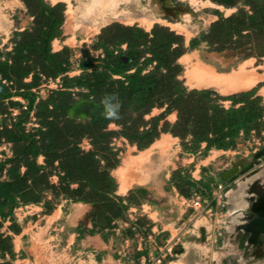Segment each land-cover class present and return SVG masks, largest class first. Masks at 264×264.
Wrapping results in <instances>:
<instances>
[{
	"label": "trees",
	"instance_id": "1",
	"mask_svg": "<svg viewBox=\"0 0 264 264\" xmlns=\"http://www.w3.org/2000/svg\"><path fill=\"white\" fill-rule=\"evenodd\" d=\"M23 1L28 8H37L33 14L39 16L38 26L21 31L24 40L12 51L0 50V106L6 99L22 106L14 96L28 101L27 108L17 114L14 122H3L0 128V141L12 142L14 149L11 157L0 160V213L4 218L12 214L20 201L39 202L47 191L52 192L54 199L63 196L98 201L114 215L122 214L129 205L117 202V182L111 175V169L120 161L116 138L125 137L141 148L152 143L161 131L168 130L180 137L185 150L195 152L204 142L205 151L212 147L229 148L241 131L248 133L253 127L264 126V104L255 88L222 96L210 88L190 89L180 78L183 65L178 62L188 48L202 42L209 50L243 49L242 56H264V0H248L249 8L243 6L230 16L220 15L207 31L193 37L189 46L182 34L160 23H155L150 31L121 22L104 26L98 35L103 40V49L106 51L107 40L119 47L125 44L126 49L121 47L118 55L109 53L114 56L116 66L109 63L100 67L88 60L84 62L82 57L84 72L92 70L93 75V79H85L87 92L74 90L76 78L67 73L70 49L52 48V40L63 33L65 3ZM143 47L148 48L147 55L143 61L131 65L133 54ZM123 54L127 61L121 58ZM150 64L154 66L147 70ZM58 77L61 85L51 89L46 98L35 100L33 88L45 79ZM79 93L95 98L102 107L104 96L114 94L120 103V119L110 120L104 111L86 121L72 117L69 110ZM221 100H230L231 104L226 106ZM157 106L165 109L147 118ZM33 109L40 125L27 130L25 123ZM173 110L177 111L176 121L165 120L160 126L161 120ZM112 122L118 127L110 128ZM85 139L89 148L83 146ZM40 154L44 155V163L37 161ZM7 166L8 177L2 178ZM23 167L25 170L21 171ZM178 173L193 191L199 186L207 191L202 181L193 180L179 170ZM54 174L58 176L57 183L50 179ZM189 190L182 188L186 195L191 194ZM6 207L8 212L4 211ZM2 223L0 259L9 264L16 254L12 236L1 231ZM10 228L18 230L12 225Z\"/></svg>",
	"mask_w": 264,
	"mask_h": 264
},
{
	"label": "crops",
	"instance_id": "2",
	"mask_svg": "<svg viewBox=\"0 0 264 264\" xmlns=\"http://www.w3.org/2000/svg\"><path fill=\"white\" fill-rule=\"evenodd\" d=\"M89 1L88 7L94 4L92 0ZM122 1L120 7L129 6V13L131 7L140 8L136 10L139 14H142L143 9L155 11L157 23L166 21L165 25L184 36L186 46L190 45L193 37L207 31L220 15L230 16L236 13L240 7L248 8L249 6L245 0ZM193 1L195 2L193 3ZM192 3L195 6L202 4L203 10L199 11L198 8H194ZM92 10L99 14L98 8ZM195 15H197L196 18ZM172 25L180 28L189 27L195 32L189 43H187L185 33L172 28ZM144 29L150 31L152 28ZM200 47L201 44L188 48L182 54L183 57L195 56V50ZM210 53L228 55L233 58L234 62L231 63V67L220 72L226 75L237 71L244 64L247 67V63L251 59L264 57L242 56L238 50L231 48L210 50ZM182 55L178 62L183 65L180 61L183 58ZM210 66L214 67L212 64ZM184 70L183 65L180 78ZM256 72L258 78L251 85L245 86L244 89L230 91V94L257 87L256 83L260 81V77L264 76V72ZM260 88L256 91L262 96L264 94L260 92ZM160 108L161 111L165 109V107ZM170 114L177 115V111L173 110L168 113L161 120L160 126L165 120L169 121L167 117ZM168 138L179 137L168 130L161 131L152 143L141 148L125 138L132 146L133 151L127 152L123 156L120 149V161L111 169V175L117 182L116 200L120 204L129 205V223L148 226L145 228L152 232L155 238L141 239L138 228L133 225L136 237L127 239L125 244L128 245L129 251L136 249L139 252L135 255L136 258L127 262L137 264L138 260L140 264H144L143 256L153 251L155 242L162 244L166 240L178 238L177 254L165 264H264V169L256 170L255 174L252 170H245V173L236 178L235 174L239 171V166L234 165L225 168L219 178L215 176L207 178L206 171L209 170L212 173L209 164H203L201 174L198 176L195 175L199 171L196 163L185 170L182 165L169 167V154L172 148L164 142ZM205 146L206 144L203 143L202 147ZM213 150L226 152V149L223 148H211L208 153ZM37 161L44 163V155L40 154ZM124 166L126 168H123ZM193 167H195L194 170H192ZM247 167L249 168L248 165ZM178 170L183 175L188 174L193 180L202 181L205 184L209 203L199 209L187 205V199L192 195L193 188L191 189L189 185L181 181ZM118 174H122V176ZM50 179L53 183L58 182L56 174L52 175ZM219 182H225L228 185L222 197L213 194L217 190L216 185ZM125 185L124 191L123 186ZM182 188L190 189L191 194H184ZM140 190H144L146 196L139 197L138 191ZM50 193L47 196L53 207L49 211L41 212L46 206L45 196L39 202L20 201V205L12 211V216L18 222V230H12L10 224L5 229L7 233L14 236V251L16 252L14 263L125 264L121 250L117 252L116 249L117 246H124V242L117 240L118 234L123 228L122 221H125L121 217L124 212L114 215L106 210L101 202L74 200L63 196L54 199L51 191ZM6 208L9 210V207ZM17 210L20 211L17 212ZM34 214L36 215L34 216ZM134 214L136 215L134 216ZM29 215H33L32 218ZM125 224L128 222L126 221Z\"/></svg>",
	"mask_w": 264,
	"mask_h": 264
},
{
	"label": "rangeland",
	"instance_id": "3",
	"mask_svg": "<svg viewBox=\"0 0 264 264\" xmlns=\"http://www.w3.org/2000/svg\"><path fill=\"white\" fill-rule=\"evenodd\" d=\"M47 1L52 4L63 2L66 5L65 20L62 26L63 33L61 36H58L52 40V48H53V51L61 50L64 47H68L70 49V53H69L70 54V62H69L70 70L67 73L69 76L76 78V82L73 81V84L75 86L74 90L78 92H87L89 90V88L86 86L84 82H85V79L92 78L93 76L91 69H89L91 71L87 73L84 72L81 66L83 65L82 60H81L82 57H83L84 62L88 60L89 64L97 63L100 67L107 66L109 63H112V65L116 66V62H114V56L109 55V53L113 51L115 55H118V53H120L121 47L123 50L126 49L125 44L119 47L112 40H107L106 41V51L103 49V47L101 46L103 40L99 39L98 35L100 34L104 26L112 22L118 21L123 24H129V25L138 24L139 26L143 28L151 29L154 26V24L157 23L158 21L156 20L157 18L155 16L156 15L155 11L151 12V11H147L143 9L142 14H139L136 10L140 8L131 7V12L128 14H124L119 17H110V19H107L105 22H100L99 14L96 13V11L94 12L92 9L91 11H89V9L87 10L88 4L90 2L89 0H47ZM247 1L248 0H245V2ZM194 2L195 1H193V3ZM155 3L156 2L154 1V5ZM193 6L194 8H198L199 11L203 10L202 4H199V6H195V5ZM154 8L156 9L157 7L155 6ZM69 9L72 10L74 13V23H72L71 28L68 29L66 27V19H67V12ZM36 10L37 8L35 7L28 8L23 0H0V50H3L5 52L12 51L17 45V43H20L22 42V40H24L22 35L19 34L21 33V31L28 30L30 28L38 26L39 16L33 14ZM196 16L197 15H195V18ZM34 22H37V25ZM160 22H161L160 24H164V22L166 23V21H160ZM149 24H151L150 27H149ZM74 25H76L75 28H74ZM172 28H175L179 32L180 31L184 32L185 37L187 39V43H189L190 38L195 33L189 27H186V28L179 27L178 28V26L176 27L172 25ZM31 33L35 34L36 30H31ZM200 44H201V47L197 48V50H195L194 52L196 53L195 56L194 55L190 56L189 54H187L192 58L183 57L180 60L183 63L184 68H185L184 73L181 78L184 79L185 84L189 88H193V87L213 88L216 91H218L219 94H221V96L229 95L231 93L230 91L221 90V88L219 87L217 88V86L215 85L206 86V85H195V82H192L193 84L189 83L187 72L188 70L192 69V65L194 62L202 61L206 63L205 65L207 66H210V64H212L214 65V67L213 66H210V67H213L215 71H217V73L225 71L226 69L231 67V63L234 62L232 60L233 58H231L228 55H222V54L213 55L212 53H210V50L208 49L209 46L205 42H202ZM242 50L243 49H239L238 52H240L241 54ZM146 51H148V48L146 47L137 49L136 52L133 54V58L130 60V64L134 65L137 62H139V60L143 61L144 59L143 56L147 55ZM121 58L125 61L128 60L125 54H123ZM153 66L154 64L153 65L150 64L147 70L152 69ZM100 67H99V70L102 73H104L102 71L103 69ZM246 68L248 70L251 69L250 71L254 72V75H256L255 74L257 73L256 71L264 72V57L258 58V59L255 58L251 60L250 64L249 63L247 64ZM256 84H257L256 85L257 87H255L256 90L261 87L260 92L264 94V76L262 78L260 77V81L257 82ZM60 85H61V77L50 78L49 80L47 79L43 80L41 85L33 88L34 92L37 95V99L35 100L38 101L41 98H46L51 89L58 88ZM258 95H260V93ZM263 97L264 95H262V103L264 104ZM13 99L20 100L22 102V106L11 104L10 100L6 99L4 101V104L0 106V128L2 127L3 122H6V123L14 122L17 119V114L22 113V110L27 108V104H28L27 100H24L22 97H18V96H14ZM37 101L35 104L38 103ZM221 102H223L226 106H229L231 104L230 100H221ZM133 106L134 105L132 104L131 108H133ZM102 111H104V108L99 102L95 100V98L86 97L79 93L76 96V100L72 104L71 109L69 110V113L72 117L78 120L86 121V120H89L94 114H98ZM160 111H161L160 107L158 106L154 107L151 113L147 115V118H150L152 116L159 114ZM176 117H177L176 114H170L167 117V119L170 122H174L176 120ZM39 121L40 120L35 115V110L33 109L30 113L29 119L25 123V127L27 128V130H32L36 126L38 127L40 125ZM117 127L118 125L113 122L110 124V128H117ZM259 127L260 129L253 127L250 131H248V133H244V131H241L240 134L233 141L232 145L229 146V148L222 147L223 149H226V152H223V150H220V151L213 150L210 153H208L209 149L205 151V147H201L198 151L191 152V151H187L184 149L181 143L182 141L180 137L176 139H172V138L167 139L168 141L165 139V143H168L169 147L172 148L170 150L171 153L169 154L170 163L168 166L170 167V166H181L182 165L183 169L185 170L186 168L188 169L191 168V165L196 163L198 164L199 171L198 173L196 172L195 175L198 176L201 174V168L203 164H209V167L211 168L210 170L212 171V173H210L209 170H207L205 173V176L207 178H210V177L214 178V176L219 178L225 168H228L234 165L239 166V171L235 174L236 178H238L242 173H245V170H249V171L252 170L254 171V174H255L256 170H259L262 168L264 169V126L260 125ZM204 143L206 144V142ZM115 145L122 150L121 154L123 156L126 155L127 152L133 151V149L131 148L132 146L129 144V142L125 138L124 139L117 138L115 140ZM12 146H13L12 142H8L5 139H2L0 141V160H4L7 157H11L13 155L14 149ZM83 146L86 148L90 146L89 141L87 139L84 140ZM212 148H216V147H212ZM222 148H218V149H222ZM247 165L249 166V168L247 167ZM8 166L4 169L2 178L8 177L7 176ZM24 168L25 167H23L21 171L25 170ZM194 169L195 167L192 168V170ZM47 194L48 195L51 194L50 191H47V193L44 194L45 196L44 201L46 202V206L41 210V212H43V210L49 211L53 207L51 206V203L47 202L49 200ZM138 196L144 197L146 196V192L144 190H140L138 191ZM18 200L20 201V199ZM19 205H20V202L17 206ZM4 211L8 212L7 208H5ZM19 211L20 210H17V212ZM35 215L36 214H34V216ZM135 215L136 214H134V216ZM32 216L33 215H29L30 218H32ZM121 217H123L125 221H122L123 228H121V231L118 234L117 240L124 242V246H117L116 249H117V252L121 250V254H123L122 256L124 258L125 264H129L127 261L130 259H134L135 255L138 254L139 251L136 249H132V251H129L128 245L126 246L125 241L127 239H132L136 237L135 232L133 230V225L134 227L136 226L137 228H138V225H135V224L132 225L131 223H129L128 208L124 211ZM0 221L3 222L1 231L5 232V234H8V235H11L10 233H7V230L5 229V227H7L8 224H10V226L12 225L15 229L19 227L17 220L12 216V214L4 218L2 214L0 213ZM126 221L128 222V224H125ZM142 227H144V225H142ZM145 227L148 228V226H145ZM13 237L14 236H12V239ZM13 244H14V241H13ZM9 257L10 256H8L7 259ZM15 257L13 258V260L10 259L9 264H16L14 263ZM3 261L4 259L1 258L0 264H6V263H3ZM136 262L137 264H140V261L137 260ZM148 263H149L148 260L144 261V264H148Z\"/></svg>",
	"mask_w": 264,
	"mask_h": 264
},
{
	"label": "bare ground",
	"instance_id": "4",
	"mask_svg": "<svg viewBox=\"0 0 264 264\" xmlns=\"http://www.w3.org/2000/svg\"><path fill=\"white\" fill-rule=\"evenodd\" d=\"M93 5L87 7V10L91 11L93 8L99 9V18L100 22H105L110 17H119L124 14L129 13V6L120 7V3L123 2L122 0H92ZM71 7V6H70ZM72 9V8H71ZM96 15V14H95ZM135 19V18H134ZM81 20V19H80ZM153 20V19H152ZM158 20V19H156ZM121 21V20H120ZM123 21V20H122ZM127 22V21H125ZM74 23V13L72 10H68L67 12V19H66V27L69 29ZM141 23V22H140ZM78 24V23H77ZM79 25V24H78ZM151 26V24H149ZM76 25H74V28ZM78 27V26H77ZM179 28V27H178ZM73 29V28H72ZM66 30V29H65ZM74 30V29H73ZM184 55H182L183 57ZM190 57V56H189ZM192 58V57H191ZM192 60V59H191ZM252 60V59H251ZM250 60V61H251ZM249 61V60H248ZM247 61V62H248ZM184 62V61H183ZM193 62V61H192ZM250 64V62H248ZM247 63V64H248ZM252 63V62H251ZM188 64V63H187ZM253 69V68H252ZM251 70V69H250ZM246 68V64L239 67L237 71H234L231 74H222L217 73L214 68L205 65L202 61L194 62L192 65V69L188 70V81L190 84L195 82V85H215L217 88H221V90L226 91H233L241 89L245 86L251 85L254 80H256L257 75H254V72H251ZM256 74V73H255ZM264 75V74H263ZM187 76V75H186ZM255 76V78H254ZM255 84V83H254ZM199 87V86H198ZM248 89V88H247ZM223 92V91H222ZM225 93V91H224ZM170 136V135H169ZM163 138V137H162ZM170 139V138H168ZM164 140V138H163ZM168 141V140H167ZM158 142V139H157ZM156 142V143H157ZM163 142V141H162ZM165 142V141H164ZM159 144V143H158ZM167 144V143H165ZM161 145V144H160ZM168 145V144H167ZM157 146V144H155ZM162 147V146H161ZM164 148V147H163ZM166 149V148H165ZM151 150V149H150ZM159 150V149H158ZM163 150V149H162ZM143 151V150H142ZM163 154V153H162ZM165 154V153H164ZM169 154V153H167ZM143 155V154H142ZM149 155V154H147ZM139 156V155H138ZM135 158V157H134ZM137 158V157H136ZM144 158V157H143ZM132 160V159H131ZM135 160V159H134ZM142 160V159H141ZM140 160V161H141ZM144 160V159H143ZM150 160V159H149ZM130 162V161H129ZM128 162V163H129ZM127 163V162H126ZM143 163V162H142ZM133 165V164H132ZM142 165V164H141ZM123 166V165H122ZM147 167V166H146ZM120 168V167H119ZM118 168V169H119ZM123 168H126L125 166ZM134 168V167H133ZM122 169V168H121ZM135 169V168H134ZM137 169V168H136ZM126 170V169H125ZM142 170V169H141ZM129 171V170H128ZM150 171V170H149ZM122 173V171H120ZM139 172V171H137ZM139 174V173H138ZM119 175V174H118ZM119 176H122L119 175ZM120 178V177H119ZM130 178V177H129ZM126 181V180H125ZM120 187V186H119ZM125 191L126 185L123 186ZM123 192V191H122ZM125 193V192H124Z\"/></svg>",
	"mask_w": 264,
	"mask_h": 264
},
{
	"label": "built area",
	"instance_id": "5",
	"mask_svg": "<svg viewBox=\"0 0 264 264\" xmlns=\"http://www.w3.org/2000/svg\"><path fill=\"white\" fill-rule=\"evenodd\" d=\"M228 185L225 182H219L216 185V191L213 192L216 196H223ZM209 196L203 186L196 188L192 195L187 199V205L199 209L205 204L209 203ZM138 234L141 239L154 238L153 233L148 231L145 227L138 225ZM178 238L166 240L162 244L155 242V248L149 254H145L144 261L148 260V264H165L167 261L173 259L177 254V246L179 244ZM155 251V253H154Z\"/></svg>",
	"mask_w": 264,
	"mask_h": 264
},
{
	"label": "clouds",
	"instance_id": "6",
	"mask_svg": "<svg viewBox=\"0 0 264 264\" xmlns=\"http://www.w3.org/2000/svg\"><path fill=\"white\" fill-rule=\"evenodd\" d=\"M104 116L108 119H120V103L114 94L105 95L103 98Z\"/></svg>",
	"mask_w": 264,
	"mask_h": 264
}]
</instances>
